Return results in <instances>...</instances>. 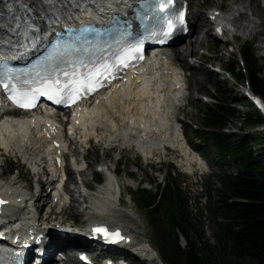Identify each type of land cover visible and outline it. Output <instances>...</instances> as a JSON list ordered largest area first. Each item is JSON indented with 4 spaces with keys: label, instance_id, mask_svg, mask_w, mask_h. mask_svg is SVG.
I'll list each match as a JSON object with an SVG mask.
<instances>
[{
    "label": "bare ground",
    "instance_id": "bare-ground-1",
    "mask_svg": "<svg viewBox=\"0 0 264 264\" xmlns=\"http://www.w3.org/2000/svg\"><path fill=\"white\" fill-rule=\"evenodd\" d=\"M119 1L59 0L57 4L45 2L41 10L45 15L60 18L66 16L67 12L80 10L93 3L99 6ZM2 2L0 0V23L2 17L6 16ZM66 4H69V9H65ZM222 8L220 3L211 10L205 22L203 15L193 11L190 20L194 22H190L187 17L188 33L175 49L174 47L163 49L156 58L138 69L131 77L130 83L112 86L107 92L85 104L77 111L76 116L71 118L67 128L63 126L61 120L52 118L48 112L22 118H1L0 150L18 156L38 182L35 187L36 196H28L27 189L15 182H0V198L5 200V206L0 209V225L4 222L8 226L16 224L18 232L25 234L32 230L33 226H43L51 248L83 254L90 264H97L105 252L101 244L105 236L94 235L92 224L119 231L126 245L129 246V243L133 245L135 243L132 240L133 231L114 219L117 214L119 216L129 214L119 208L121 189L113 173L108 169L106 180L90 202L88 215L90 219H86V224L77 225L75 216L73 217V208H76V205L70 204L68 197L75 193L77 195H72L71 201L82 204L81 187L88 186L85 177L91 164L85 163L86 158L82 153L91 138L107 147L106 154L115 148L124 153L135 150L144 161L165 156L166 149L170 148L183 157L181 166L184 172H204L206 166L182 138L178 129L180 120L177 117L178 111L184 109L180 102L187 88L183 75L184 61L187 56H196L197 47L201 43L199 38L201 32L197 30L199 27L195 26L200 23L196 22L197 17L203 25L205 24L204 26L208 23L214 25L213 34L218 41L219 36H231L233 42H236L239 38L253 40L261 35L259 31L261 24L252 19L257 17L259 12H264L259 0H232L226 14L222 13ZM187 10L189 16L191 9ZM19 14L24 16L26 13L21 10ZM20 20L18 19L17 23ZM243 22H246V25L243 26ZM196 30L198 36L194 34ZM190 35L192 39H189ZM176 67H179V70ZM230 128L231 126L227 127L224 132L231 133ZM123 147L127 148L123 150ZM66 154L70 159L73 158V161L70 163L72 166L70 171L67 167L63 168L64 174L70 177L72 172L77 173L81 180L76 182L74 189H68L64 194L54 188V180L62 176V164L56 160L65 162ZM128 182L127 186H130L132 182ZM47 190L49 194L46 195ZM44 209L48 210L39 214ZM65 210H69L72 216H65L62 221L58 217ZM86 210L79 209L76 214L82 215ZM5 227L1 226L2 229H6ZM60 233L63 235L60 236ZM133 250L131 249V252L135 253ZM148 254L150 262L159 261L153 249ZM123 256L127 257L128 254L123 253Z\"/></svg>",
    "mask_w": 264,
    "mask_h": 264
},
{
    "label": "rangeland",
    "instance_id": "rangeland-1",
    "mask_svg": "<svg viewBox=\"0 0 264 264\" xmlns=\"http://www.w3.org/2000/svg\"><path fill=\"white\" fill-rule=\"evenodd\" d=\"M188 1L189 9H191V12L188 16L189 20L193 16L192 12L197 11L203 15L204 22L208 18L209 12L214 10L215 7L219 6L220 3H222L223 7L222 13L226 14V11L229 9V6L232 2V0ZM257 17L253 18L252 21L261 24L259 29L261 35L255 37L253 40H244L239 38L236 40V42H233L231 36H219V41H216L213 34L214 25L212 23H208L207 26H204L205 24L203 25V22L197 17L196 22L198 21L200 23L198 25L196 24L195 26L199 27L197 30L201 32V36L199 37L201 43L197 47L196 56H187V62L186 60L184 61L187 88L185 91V96L180 102V105H182L184 109L182 111H178L177 113V117L180 120L178 128L182 131V133L183 129L187 128L193 130H203L201 114L205 110L206 106L211 105L209 98L219 97L218 90L225 92L227 97H229V101L234 103L235 107L241 113H246L252 110L256 111V108L250 104V100L244 95V93L249 92L245 80L238 81L236 79L230 78L226 74H218L214 71V68L217 66L224 67L225 64L230 62L232 59H240L241 50L245 46L253 50L259 65L264 66V12H259ZM190 22L194 21L190 20ZM245 23L246 22H243L242 25H246ZM197 30L194 33L195 36L197 35ZM190 38L192 39V35L189 36V39ZM226 41H230L232 43L228 44ZM175 48L176 47L173 49ZM241 66L242 65L240 63L238 68H242ZM212 72L215 75L211 74ZM260 75L262 80H264V69L260 71ZM242 97L245 100H240ZM230 126V132L232 134L236 132L240 133L242 131L241 128H243V125L237 119L231 121ZM245 131L246 133L259 136L261 138V142H264V126L258 128L246 127ZM182 135L184 142L188 146L190 144L192 146H197L198 144L203 145L202 141L194 136L193 131H189V133L185 135L183 133ZM106 148L107 147L104 146L103 143L91 141L82 153V155L86 158L85 163L91 164V168L86 172L85 178L88 181L87 187H89L93 192H91L87 198L86 206L88 209L82 213V215H78L76 213L79 209H83V204L80 203L79 205L77 202L71 201L72 195L76 196L77 194L71 193V196L68 197L70 204L73 203L76 205V208H73V217L75 216L77 225H83L84 223L86 224V221L90 219L88 216L90 213V202L93 200L96 191H98L99 187L103 185V182L106 180L105 174L94 175L96 167L103 165L111 171L114 169L116 180L118 181L121 189L119 208L127 211L129 214V216H119L117 214L114 219L116 222L123 224L129 230L133 231V240L135 239L139 243L147 242L149 246H151V248L157 253L159 261H145L140 263V258H133L130 255L127 258L134 260V264H163L162 258L160 256L161 246L158 237L162 236V232H167L166 229H162V226L165 225L164 222L166 223V217H163V225L160 226L161 229L155 230L149 224L146 212L136 204L133 193L139 188H146L154 192L156 185H160L161 182L166 181L167 176L171 174V179L180 186L182 193H184L188 199L189 214L195 224L196 229L202 235H204L205 241H208V244L213 245L212 234L214 231V222L211 216L208 214L209 202L211 201L209 197V191H216L218 188H220L218 178L222 174V170L219 168V166L211 162L212 160L216 161L218 159L216 150L213 147H210L208 151H203V153L200 154L201 157L207 162L209 173L206 175L194 173L190 176H187L182 170L183 166L181 165L183 162V157L173 149H166L165 156H157L156 159L154 158L144 161L135 150L130 152L126 151L124 153L120 149L115 148L106 154ZM124 148L125 147H123V150ZM189 148L192 149L190 146ZM192 151L195 150L192 149ZM4 154H6V156ZM72 160L73 158H69V161L67 159V164L68 162L70 164ZM81 165H83V163H81ZM11 169H14V171L8 175V172H10ZM70 170L71 169L69 168L68 171ZM225 171H230V169H225ZM93 175L96 182L99 183V187H97L94 182L91 181ZM32 177L33 174L18 156L0 151V182H15L18 185L27 188L32 182ZM70 178L72 183H69L68 189H74L72 188L73 185L75 187L76 182L78 183L81 180V177L77 173H71ZM128 181L132 182L130 186H127L129 184ZM43 193H45V190ZM210 195L213 197V193H210ZM39 203L40 201L37 202V204ZM69 212V210H65L63 214L57 217L64 221L65 216H72ZM164 228H166V226ZM179 245L182 247L180 236ZM131 247H135V245L131 244ZM214 264H218V262L216 261Z\"/></svg>",
    "mask_w": 264,
    "mask_h": 264
},
{
    "label": "trees",
    "instance_id": "trees-1",
    "mask_svg": "<svg viewBox=\"0 0 264 264\" xmlns=\"http://www.w3.org/2000/svg\"><path fill=\"white\" fill-rule=\"evenodd\" d=\"M241 56L244 69L238 68L239 61L234 59L224 68L236 80H245L250 90L264 99V80L260 77L264 66L259 65L253 50L247 46L242 48ZM218 94V98L211 97V105L201 114L203 130L185 129V133L193 131L203 143L192 146L195 150L201 153L210 147L216 150L218 159L211 162L222 170L218 178L220 188L209 191L208 214L214 222V244H208L196 229L189 214L188 199L171 174L163 185H156L154 192L139 188L133 193L136 204L146 212L155 230L161 229L166 217L163 225L166 228L162 226V229L167 232L158 237L163 264H214L216 261L218 264H264V142L245 131L246 127L263 125L264 119L255 110L241 113L225 92L218 90ZM235 119L243 125L241 133H225L224 129ZM231 168L235 169L234 173L225 171ZM179 236L185 241L184 248L179 245Z\"/></svg>",
    "mask_w": 264,
    "mask_h": 264
},
{
    "label": "snow or ice",
    "instance_id": "snow-or-ice-1",
    "mask_svg": "<svg viewBox=\"0 0 264 264\" xmlns=\"http://www.w3.org/2000/svg\"><path fill=\"white\" fill-rule=\"evenodd\" d=\"M167 3L170 5L172 0H167ZM159 7L161 11L165 10L163 0H161ZM169 29H171V26H169ZM82 32L89 33V36L74 35L70 42L64 41L57 44L58 62L54 67H51L49 75L44 81L39 86L32 87L29 91H18L15 86L9 87L12 81H16L17 84L21 85H28L30 81L27 76L21 78L19 75H12L5 65H0V86L6 90L9 99L17 107L30 110L35 107L37 95L47 96L48 99L56 98L57 102L63 100L71 104L77 103L80 99H87L88 96L93 95L100 88L106 87L112 79H122V76L117 77L116 74L130 65L134 66L132 64L134 54L142 51L141 41L136 40L134 43L130 40L125 41L120 52L109 62L108 53L111 44L104 40L101 45L103 55L96 57L92 49L85 47L86 44L95 42L96 33L94 30L90 31L87 28L83 29ZM112 39L114 40L115 37H112ZM136 58L142 59L139 56ZM36 75L40 76V73L37 72ZM60 76L67 77V79L61 82ZM94 231L106 237L108 236L107 230L104 228H96ZM113 235L115 238H119V233Z\"/></svg>",
    "mask_w": 264,
    "mask_h": 264
}]
</instances>
